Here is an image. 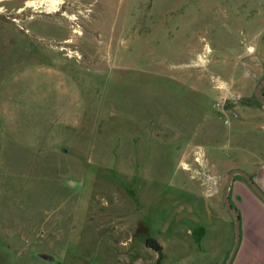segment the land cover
Returning a JSON list of instances; mask_svg holds the SVG:
<instances>
[{"label": "rangeland", "instance_id": "rangeland-1", "mask_svg": "<svg viewBox=\"0 0 264 264\" xmlns=\"http://www.w3.org/2000/svg\"><path fill=\"white\" fill-rule=\"evenodd\" d=\"M263 80L264 0H0V264H184Z\"/></svg>", "mask_w": 264, "mask_h": 264}, {"label": "crops", "instance_id": "crops-1", "mask_svg": "<svg viewBox=\"0 0 264 264\" xmlns=\"http://www.w3.org/2000/svg\"><path fill=\"white\" fill-rule=\"evenodd\" d=\"M259 98L262 104L260 109L262 110L258 111V117L255 116L256 113H253L254 108L252 109L250 105L243 104L239 117L231 122L232 129L229 135L232 138L229 137L226 150L231 151L233 155H239L238 158L241 164L250 168L248 171H241L249 176L258 191L264 195V143L261 144L259 141L252 140L250 145H247L243 140L249 134L250 136L260 135L264 137L263 126L255 128L252 123L254 116L257 119L260 117L264 119V85L262 87V98ZM248 127H250V130H248ZM254 129H257V132H254ZM198 193L203 192L193 193L191 197L193 201L199 200ZM201 196L204 198V194H201ZM227 197V204L236 209L239 217V240L229 264H264V201L253 191L245 178L238 173L233 174ZM214 198L221 206V197ZM194 204L195 206L192 203L193 207L190 208L178 207V210L188 216L191 213H196L200 218L198 220L199 224L204 227L205 223L210 221V216L212 219L213 214L210 212V208L207 210V204L205 209L200 212L197 211L199 205L196 202ZM217 208V210H221V208ZM223 208L228 211L225 207ZM193 228L189 226L187 229L191 231V241L188 247H184L185 243L181 241V226L174 225L169 230L171 240L175 239L177 247L181 250L179 253L187 255L184 264H225L227 255L230 253L235 241L234 219L231 221L225 216V223L220 236L213 234V231L216 230L214 225L209 228L211 233L208 237L205 236L207 230L202 227L201 229Z\"/></svg>", "mask_w": 264, "mask_h": 264}, {"label": "water", "instance_id": "water-1", "mask_svg": "<svg viewBox=\"0 0 264 264\" xmlns=\"http://www.w3.org/2000/svg\"><path fill=\"white\" fill-rule=\"evenodd\" d=\"M249 51H252V47L249 48ZM264 85V80L263 82L257 86L256 88V96H259L262 98V94L260 93V90L262 89ZM234 173H238V174H241L245 180L247 181V183L251 186V188L253 189V191H255L257 193V195L261 198V200L264 201V195L258 191L257 187L255 186V184L252 182V180L249 178V176L247 174H245L244 172L242 171H234L232 172L231 174H229L228 178H227V184H226V192H225V195H224V202H225V208L232 214L233 216V219H234V230H235V241H234V244H233V247L226 259V262L225 264H229L231 259H232V256L235 252V249L237 247V244H238V234H239V217H238V213L236 211V209L230 207L228 204H227V201H228V197H227V191L229 189V185H230V181L233 177V174Z\"/></svg>", "mask_w": 264, "mask_h": 264}, {"label": "trees", "instance_id": "trees-1", "mask_svg": "<svg viewBox=\"0 0 264 264\" xmlns=\"http://www.w3.org/2000/svg\"><path fill=\"white\" fill-rule=\"evenodd\" d=\"M145 245L147 248H149L150 250H152L155 253H161L162 252V247L160 246V244L152 238H147L145 241Z\"/></svg>", "mask_w": 264, "mask_h": 264}, {"label": "bare ground", "instance_id": "bare-ground-1", "mask_svg": "<svg viewBox=\"0 0 264 264\" xmlns=\"http://www.w3.org/2000/svg\"><path fill=\"white\" fill-rule=\"evenodd\" d=\"M53 2V1H52ZM56 3H54V5H55ZM54 5H52V6H54ZM33 6V5H32Z\"/></svg>", "mask_w": 264, "mask_h": 264}]
</instances>
